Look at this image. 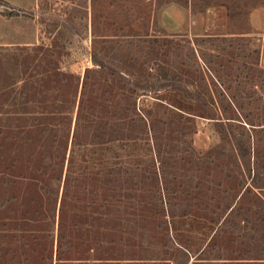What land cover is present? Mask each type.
Returning a JSON list of instances; mask_svg holds the SVG:
<instances>
[{"label":"rangeland","instance_id":"374dc122","mask_svg":"<svg viewBox=\"0 0 264 264\" xmlns=\"http://www.w3.org/2000/svg\"><path fill=\"white\" fill-rule=\"evenodd\" d=\"M165 1L0 0V264H264V0Z\"/></svg>","mask_w":264,"mask_h":264},{"label":"crops","instance_id":"0c3cea01","mask_svg":"<svg viewBox=\"0 0 264 264\" xmlns=\"http://www.w3.org/2000/svg\"><path fill=\"white\" fill-rule=\"evenodd\" d=\"M189 1V6H184L178 2H170L161 6L159 11L161 21L165 22V24L170 26L171 28L176 29L187 28L188 23L191 20L197 26L200 22L205 20V18H215L217 15H219V10H223L222 8L228 7L225 4H208L205 7V11L198 9L197 12H195L193 0ZM250 18L256 28L261 29L264 27V9H260L259 6L255 7V9L250 13ZM191 29L193 30V26ZM209 29L210 26H205L204 30L208 32Z\"/></svg>","mask_w":264,"mask_h":264},{"label":"trees","instance_id":"16d2710c","mask_svg":"<svg viewBox=\"0 0 264 264\" xmlns=\"http://www.w3.org/2000/svg\"><path fill=\"white\" fill-rule=\"evenodd\" d=\"M170 1H172V0H166L165 1V3H168V2H170ZM176 2H178V3H180V4H182V5H184V6H189V0H176Z\"/></svg>","mask_w":264,"mask_h":264}]
</instances>
